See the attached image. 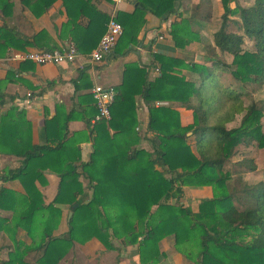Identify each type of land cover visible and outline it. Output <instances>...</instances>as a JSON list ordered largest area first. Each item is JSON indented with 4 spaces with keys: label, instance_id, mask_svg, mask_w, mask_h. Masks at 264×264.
I'll list each match as a JSON object with an SVG mask.
<instances>
[{
    "label": "trees",
    "instance_id": "obj_1",
    "mask_svg": "<svg viewBox=\"0 0 264 264\" xmlns=\"http://www.w3.org/2000/svg\"><path fill=\"white\" fill-rule=\"evenodd\" d=\"M19 1L35 18L59 4L66 21L56 30L58 40L62 47L66 40L74 44L81 54L92 52L110 20L96 4L110 0ZM183 1L133 0V13L114 16L123 33L113 53L120 56L140 44L138 34L147 15L164 21L175 13L169 34L176 49L198 42L192 26L196 17L177 13ZM220 2L223 14L213 46L220 55L231 57V63L222 62L217 54L203 56L199 62L150 54L151 67L159 71L153 79L140 62L128 63L122 83L114 88L107 122L93 121L98 113L95 101L84 96L78 109L62 114L57 110L46 118L38 132L39 142L34 143L25 110L13 104L14 96L2 91L3 85L21 81L18 76L24 67L34 63L7 71L0 80V109L11 104L0 114V156L19 158L21 165L6 169L0 180L18 181L24 193L0 188V211L13 213L11 223L0 216V232L23 231L30 243L12 237L13 249L6 260L0 257V264H30L23 261L30 252L41 253L32 264H58L74 243L84 245L91 240L108 251L116 250L114 243L120 240L125 247L137 248L140 264H156L159 243L171 236L189 264H264V172L257 184L243 183L240 198L230 192L232 178L225 170L239 146L264 149V108L255 103L246 106L243 87H264V0H254L248 7L240 6L238 0ZM0 7L1 15L10 16L8 0H0ZM45 37L41 31L27 39L3 24L0 59L8 49H54L51 44H55L44 41ZM245 39L252 43V50L244 49ZM227 74L239 86L224 84ZM137 98L148 112L144 129L140 128ZM177 105L191 112L190 123L183 122ZM238 118L240 124L229 128ZM72 121L84 123L91 141L86 162L80 155L73 156L75 139L81 133L70 134ZM143 140L150 151L140 147ZM237 163L247 172L257 170L254 158ZM45 171L54 172L58 179L49 202L38 189L45 183ZM82 180L87 181L86 187ZM204 186L212 187L213 196L202 200L197 212L181 203L183 188ZM241 199L247 206L239 208L236 201ZM62 208L71 216L67 231L56 236Z\"/></svg>",
    "mask_w": 264,
    "mask_h": 264
},
{
    "label": "crops",
    "instance_id": "obj_2",
    "mask_svg": "<svg viewBox=\"0 0 264 264\" xmlns=\"http://www.w3.org/2000/svg\"><path fill=\"white\" fill-rule=\"evenodd\" d=\"M3 1L1 0V2ZM8 1L12 5L11 13L10 16L4 17L1 15L2 7H0V26L4 24L27 39H31L37 33L45 31L46 37L44 41L48 39L52 40V43L55 45L51 44V46L54 49L62 47V42L58 40L56 30L66 19L63 13H61L59 4L54 5L40 18H35L28 9L21 5L19 0ZM96 4L98 10L110 18L114 17L117 12L131 14L135 9L133 0L99 1ZM182 10L183 6L178 11L182 12ZM145 20L146 23L138 34L140 44L130 48L120 56L114 54L112 51L99 64H90L85 58H79L75 64L28 65L24 67L25 69L18 76L21 81L3 85V93L7 96L15 97L13 104L23 108L26 113V119L32 123L34 143L39 142L38 132L44 126L45 119L52 118L57 110L62 114L71 109H78L81 104V98L84 96H92V89L95 86L113 89L119 86L122 83L124 66L126 64L140 62L143 66L147 67L148 77L153 79L159 75V71L151 67L150 54L181 58L187 62H191V60H186V57L190 56L189 53L192 49L186 50L187 47L184 50L176 49L173 46L169 34L170 25L175 20V13L171 14L164 21L158 20L151 15L145 16ZM83 22L85 24L86 20ZM67 43H69L67 40L63 42V44ZM191 45L192 43L189 46ZM34 50L39 49L27 47L24 52L8 49L6 57L0 59V80L5 78L7 71H17L20 65L25 63L14 60L13 56L15 54ZM90 53L80 54L82 57H87ZM196 56L198 57V55ZM28 94H30L29 98L27 97ZM27 100L30 101L28 105L25 104ZM85 102L83 101V103ZM136 102L140 128L144 129L148 114L147 108L140 98H137ZM10 104L2 107L0 114ZM163 104L157 103L158 106ZM82 106L85 107L84 105ZM68 130L70 134L81 133L75 139L73 156L80 155L81 160L86 162L91 153L92 144L87 138L88 133L85 131L84 123L81 121H72L68 124ZM140 147L150 151L149 143L146 140L141 142ZM20 165L21 160L19 158L0 156V171L6 167L9 169H17ZM44 175L45 183L42 185L39 184L38 189L44 193L46 201L49 202L56 193L58 179L56 174L51 171H45ZM84 185H87L86 181H84ZM0 186L19 192L22 190L18 181L7 183H2L1 181ZM212 196L213 191L208 186L183 188L181 203L191 207L193 212H197L200 202L205 199H211ZM170 202L173 204L175 200H171ZM62 210L65 217V212H68L67 208H62ZM0 216L7 217L6 215ZM66 231L67 223H64L62 220L58 231L54 235H62ZM114 244L117 247L114 251H106L96 240H91L84 245H76L60 264H93V259H95L94 263L97 264H140L139 253L135 246L125 247L120 241H115ZM159 252L160 256L156 264H189L185 256L175 249L174 238L172 236L164 238L159 243Z\"/></svg>",
    "mask_w": 264,
    "mask_h": 264
},
{
    "label": "rangeland",
    "instance_id": "obj_3",
    "mask_svg": "<svg viewBox=\"0 0 264 264\" xmlns=\"http://www.w3.org/2000/svg\"><path fill=\"white\" fill-rule=\"evenodd\" d=\"M253 1L254 0H238V4L242 7H248L253 4ZM182 5L184 11L183 12L177 11V13H186L184 14V16L186 17H188L189 15H193L196 17V23H194L192 26L194 31H196L199 36L198 42H193L191 46L189 45L187 46L186 50H190V49L192 50H190L189 53L190 56L186 57V60L188 59L194 62H199L198 57H202V60H204V57L210 56L212 54H217L219 55L222 62L230 64L232 58L229 56L220 55L219 51L215 49L213 46V34L219 29L221 25V16L223 14V8L220 0H184ZM230 8L234 9L235 4L234 3L230 4ZM233 19H237V17H233ZM198 23H200V25ZM231 29L233 30V28ZM252 47H253L252 43L249 42L247 39H245L244 49L249 51L252 50ZM196 55H198V57ZM222 81L226 85L239 86L236 85L235 81L228 74L224 78H222ZM243 87L246 91V95L244 96L245 105L248 106L250 104L255 103L258 108H264V105H262V103L264 102V87L257 88L253 85H244ZM166 105L168 104L167 103L163 104V106ZM176 108L180 111L183 122L185 124L190 123L191 112L185 110L184 108L179 107V105H177ZM240 121L241 118H238L233 124L229 125V128L237 127L240 124ZM261 121L264 130V118ZM251 158L255 159V163L257 166V171L253 173L247 172L245 168L240 167L237 163L242 159H251ZM6 169L9 168L6 167L1 169L0 176L2 175V173H4ZM225 170L231 174V178H232V180L229 182L230 192L234 193L236 196L238 195L241 198L239 193L243 183L254 185L263 180L264 149H257L254 146L250 148L239 146L238 148H236L235 154L233 155L231 160L227 163ZM84 181L85 180H82L83 184ZM1 187L2 186H0V188ZM185 188H197V187H185ZM210 188L212 189V187ZM16 192L21 194L24 193V190L22 189L20 192L19 191ZM236 204L239 206V208H242V206H247L246 201L243 199H241V201L239 202L236 201ZM0 215H6L7 217H2V218H6L9 221V223H11L13 220L12 212H4V213L0 212ZM65 215L66 216L64 217V214L62 213L61 221L63 220L64 223L65 222L67 223L68 212L67 213L65 212ZM57 231L58 229L54 233H56ZM12 237H16V239L20 241H24L27 244L30 243V240L27 238V236L24 234L23 231H19L18 233L5 232V231L0 232V257L4 260L7 259L8 253L13 249ZM119 241L120 240H117L116 242ZM76 245H80V244L74 243L71 250L75 248ZM70 251L68 252V254L70 253ZM40 256L41 253L30 252L24 256L23 261L32 264ZM65 257L58 264H60L65 259ZM94 260L95 259H93L92 263L97 264L94 263L95 262Z\"/></svg>",
    "mask_w": 264,
    "mask_h": 264
},
{
    "label": "built area",
    "instance_id": "obj_4",
    "mask_svg": "<svg viewBox=\"0 0 264 264\" xmlns=\"http://www.w3.org/2000/svg\"><path fill=\"white\" fill-rule=\"evenodd\" d=\"M122 26L111 17L106 25L105 33L100 38L96 48L87 56L82 57L72 43H67L60 49L34 50L25 53H17L13 56L19 62H31L35 65H62L75 64L79 58H85L90 64L102 63L113 51L118 39L122 36ZM116 92L113 88L95 86L92 89V97L97 108L94 122L109 121L110 107L114 103ZM30 97V94L27 95ZM27 100L25 104H29Z\"/></svg>",
    "mask_w": 264,
    "mask_h": 264
},
{
    "label": "water",
    "instance_id": "obj_5",
    "mask_svg": "<svg viewBox=\"0 0 264 264\" xmlns=\"http://www.w3.org/2000/svg\"><path fill=\"white\" fill-rule=\"evenodd\" d=\"M198 60L201 61L202 60V57H198ZM71 216V212L69 213L68 215V218Z\"/></svg>",
    "mask_w": 264,
    "mask_h": 264
}]
</instances>
